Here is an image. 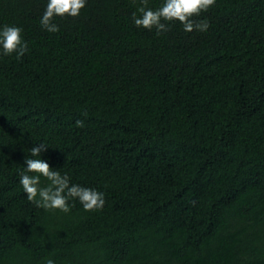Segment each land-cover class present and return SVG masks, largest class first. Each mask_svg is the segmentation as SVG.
I'll list each match as a JSON object with an SVG mask.
<instances>
[{"label":"trees","instance_id":"1","mask_svg":"<svg viewBox=\"0 0 264 264\" xmlns=\"http://www.w3.org/2000/svg\"><path fill=\"white\" fill-rule=\"evenodd\" d=\"M47 3L0 0L29 48L0 56V264H264V0H216L192 18L207 32L159 36L134 24L140 0H87L56 33ZM39 143L102 210L27 200Z\"/></svg>","mask_w":264,"mask_h":264},{"label":"clouds","instance_id":"2","mask_svg":"<svg viewBox=\"0 0 264 264\" xmlns=\"http://www.w3.org/2000/svg\"><path fill=\"white\" fill-rule=\"evenodd\" d=\"M216 0H163L159 8L148 7V0H140L137 9L139 15L133 13L132 19L137 27L148 30L156 29V35L170 31L172 22H180L187 33L193 31L207 32L210 23L207 19L193 20L215 5ZM87 0H48L46 10L40 19L41 27L50 32H59V26L54 23L55 17L70 16L76 18L86 7ZM168 22V23H165ZM22 28L15 25L0 26V56L16 55L20 60L28 51V44L22 38ZM86 115V113H85ZM77 127H83L82 120L76 121ZM48 146L39 143L29 152V158L24 163L26 167L20 174L19 183L27 195V200L37 208L48 211L59 210L64 213L70 211L69 201L78 200L84 211L102 210L105 206V196L102 192L70 183L67 174L52 170L50 165L41 159V153L46 152ZM41 178L47 181L42 186ZM74 206V205H73ZM43 264H55L54 259L46 258Z\"/></svg>","mask_w":264,"mask_h":264}]
</instances>
